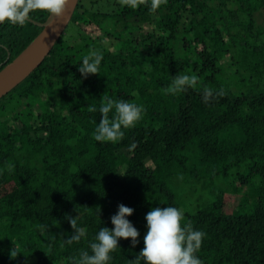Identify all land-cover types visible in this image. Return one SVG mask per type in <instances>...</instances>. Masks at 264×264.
Wrapping results in <instances>:
<instances>
[{
    "label": "trees",
    "instance_id": "obj_1",
    "mask_svg": "<svg viewBox=\"0 0 264 264\" xmlns=\"http://www.w3.org/2000/svg\"><path fill=\"white\" fill-rule=\"evenodd\" d=\"M149 3L79 0L71 29L0 98V264H70L113 227L120 204L134 209L139 243L121 239L109 264H130L145 215L167 206L205 233L202 264H264V0ZM48 15L0 24V69ZM92 49L103 59L85 78L78 67ZM177 74L197 85L166 94ZM107 99L144 109L115 143L92 135ZM68 217L85 230L70 245Z\"/></svg>",
    "mask_w": 264,
    "mask_h": 264
},
{
    "label": "clouds",
    "instance_id": "obj_2",
    "mask_svg": "<svg viewBox=\"0 0 264 264\" xmlns=\"http://www.w3.org/2000/svg\"><path fill=\"white\" fill-rule=\"evenodd\" d=\"M141 2L142 0H121L123 5L130 8L138 7ZM162 2L163 0H150L148 7L155 12ZM69 3L70 0H0V24L8 22L22 26L29 20L31 13L37 10L59 18L66 12ZM102 59V54L92 49L83 57L78 71L85 78L89 74H97ZM197 82L195 75L177 74L165 93L175 95L186 88H195ZM210 95L211 91L206 90L205 99ZM98 110L101 119L92 135L95 141L101 143L118 142L124 134L123 129L134 127L142 119L144 112L142 105L112 99H107ZM110 112H113L111 118L108 115ZM132 147H135V143ZM133 212L134 209L124 204L118 205V211L110 218L113 227H101L95 235V242L90 244L91 252H81L78 258H71L70 264H109L111 253L119 247L121 239H130L135 247L139 243L140 232L128 219ZM68 220L74 229V233L66 239V243L70 245L78 242L85 235V230L76 226V218L68 217ZM145 220L147 232L143 239L144 247L135 259L130 260V264H202L197 252L205 233L182 225V210L172 206L155 207L145 215ZM18 254L16 246L11 249V258Z\"/></svg>",
    "mask_w": 264,
    "mask_h": 264
},
{
    "label": "water",
    "instance_id": "obj_3",
    "mask_svg": "<svg viewBox=\"0 0 264 264\" xmlns=\"http://www.w3.org/2000/svg\"><path fill=\"white\" fill-rule=\"evenodd\" d=\"M78 2L70 0L62 17L49 14L43 22L32 20L41 30L16 57L0 69V98L24 80L49 55L70 23Z\"/></svg>",
    "mask_w": 264,
    "mask_h": 264
},
{
    "label": "rangeland",
    "instance_id": "obj_4",
    "mask_svg": "<svg viewBox=\"0 0 264 264\" xmlns=\"http://www.w3.org/2000/svg\"><path fill=\"white\" fill-rule=\"evenodd\" d=\"M154 16V15H153ZM154 19H156V16L154 17ZM80 25H81V27L82 26H84L81 22H80ZM85 27V26H84ZM94 27L93 26H88V27H86V31L87 32H90V34L92 35V36H96L98 33H97V31H92V29H93ZM69 29H71V26H70V24H68L67 25V27H66V29H65V31H68ZM151 29H153V26H151L150 24H145L144 25V28H143V30L145 31H148V30H151ZM64 31V32H65ZM138 34L136 33L135 34V37L137 36ZM107 40V39H106ZM106 40H104V42L107 44V45H110L111 43H112V40L110 41H106ZM227 70V69H226Z\"/></svg>",
    "mask_w": 264,
    "mask_h": 264
}]
</instances>
